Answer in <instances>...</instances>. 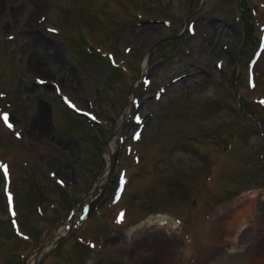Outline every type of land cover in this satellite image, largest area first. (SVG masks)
Wrapping results in <instances>:
<instances>
[{"label": "rangeland", "instance_id": "obj_1", "mask_svg": "<svg viewBox=\"0 0 264 264\" xmlns=\"http://www.w3.org/2000/svg\"><path fill=\"white\" fill-rule=\"evenodd\" d=\"M94 183L37 264H264V0H0V264Z\"/></svg>", "mask_w": 264, "mask_h": 264}, {"label": "bare ground", "instance_id": "obj_2", "mask_svg": "<svg viewBox=\"0 0 264 264\" xmlns=\"http://www.w3.org/2000/svg\"><path fill=\"white\" fill-rule=\"evenodd\" d=\"M210 28V27H209ZM209 30V29H208ZM210 31V30H209ZM209 31H206L207 33L209 32ZM209 36V35H208ZM145 66V65H144ZM127 106L124 108V110H123V115H122V117L120 118V121L123 119V117L125 116V114L127 113ZM119 121V122H120ZM112 142H113V140L112 141H110L109 143H108V151H107V153L108 154H106L107 156H106V159H107V161L108 160H110L109 159V155H110V153H111V151L109 150L110 149V145L112 144ZM95 183H98V180L95 182ZM93 184V186L91 187V188H93L94 187V185H96V184ZM99 184V183H98ZM89 191H91V190H89ZM88 193V192H87ZM88 195V194H87ZM87 195H84L83 196V198H85V197H87ZM81 206L83 207L84 206V201L82 200V203H81ZM245 207H249V205H246V204H244V203H242V206L241 207H238V208H236L237 210L235 211V218L234 219H236L237 218V216L240 218L241 216L240 215H242L243 214V212H245ZM247 212V211H246ZM245 212V213H246ZM244 213V214H245ZM239 218H237V220L239 219ZM162 222V224H164V222H163V217H156V216H150V217H148V219H146V220H142V221H140L136 226H139L140 224H143V223H156V222ZM168 222V221H167ZM166 222V223H167ZM168 224V223H167ZM175 222L174 221H170V225L169 226H171V228H174V227H176L175 226ZM136 226H134V227H136ZM133 229V228H132ZM211 239H212V237L210 236V237H207L206 239H205V243L206 242H208V241H210L211 242ZM210 244V243H209ZM206 245H207V243H206ZM210 246V245H209ZM208 246V247H209ZM207 247V248H208ZM206 249V248H205ZM207 251V250H206ZM209 251V250H208ZM207 251V252H208ZM194 253V252H193ZM206 254V253H205ZM36 259H37V257L36 256H31V258L29 259V261H28V263L27 264H35V261H36ZM32 260H33V263H32Z\"/></svg>", "mask_w": 264, "mask_h": 264}, {"label": "snow or ice", "instance_id": "obj_3", "mask_svg": "<svg viewBox=\"0 0 264 264\" xmlns=\"http://www.w3.org/2000/svg\"><path fill=\"white\" fill-rule=\"evenodd\" d=\"M3 119H4L5 123H8V115L7 114L4 115ZM93 119H94V117H93ZM137 119H139V118H137ZM8 126L11 127L12 125L8 124ZM139 135H140L139 133H136V136L134 138L138 139ZM5 175H7V169L6 168H5ZM9 202H11V196H9Z\"/></svg>", "mask_w": 264, "mask_h": 264}]
</instances>
